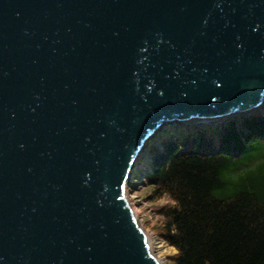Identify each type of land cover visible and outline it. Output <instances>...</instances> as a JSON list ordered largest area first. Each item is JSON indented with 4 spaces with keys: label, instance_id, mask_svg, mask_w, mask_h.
Segmentation results:
<instances>
[{
    "label": "water",
    "instance_id": "95a60500",
    "mask_svg": "<svg viewBox=\"0 0 264 264\" xmlns=\"http://www.w3.org/2000/svg\"><path fill=\"white\" fill-rule=\"evenodd\" d=\"M263 104L264 0H0V264H162L148 143Z\"/></svg>",
    "mask_w": 264,
    "mask_h": 264
},
{
    "label": "trees",
    "instance_id": "16d2710c",
    "mask_svg": "<svg viewBox=\"0 0 264 264\" xmlns=\"http://www.w3.org/2000/svg\"><path fill=\"white\" fill-rule=\"evenodd\" d=\"M147 159L150 199L170 201L159 233L176 251L169 264H264V111L167 127Z\"/></svg>",
    "mask_w": 264,
    "mask_h": 264
},
{
    "label": "rangeland",
    "instance_id": "374dc122",
    "mask_svg": "<svg viewBox=\"0 0 264 264\" xmlns=\"http://www.w3.org/2000/svg\"><path fill=\"white\" fill-rule=\"evenodd\" d=\"M130 193L134 198L132 203L137 209V219L142 229L147 233L155 255L162 264H169L168 258L173 256L176 251L160 238L159 233L163 224L160 211L164 206L170 204V201L166 197L151 200V188L144 181L141 182L139 178L133 179Z\"/></svg>",
    "mask_w": 264,
    "mask_h": 264
}]
</instances>
